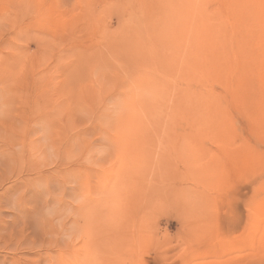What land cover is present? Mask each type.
<instances>
[{
	"label": "rangeland",
	"instance_id": "obj_1",
	"mask_svg": "<svg viewBox=\"0 0 264 264\" xmlns=\"http://www.w3.org/2000/svg\"><path fill=\"white\" fill-rule=\"evenodd\" d=\"M0 264H264V0H0Z\"/></svg>",
	"mask_w": 264,
	"mask_h": 264
},
{
	"label": "bare ground",
	"instance_id": "obj_2",
	"mask_svg": "<svg viewBox=\"0 0 264 264\" xmlns=\"http://www.w3.org/2000/svg\"><path fill=\"white\" fill-rule=\"evenodd\" d=\"M204 21H205V20H204ZM204 21H203V22H204ZM204 25H205V24H204ZM204 25H203V26H204ZM201 26H202V25H201ZM206 26H207V25H205L204 28L202 29L203 32H204L205 30H207V28H209V27L206 28Z\"/></svg>",
	"mask_w": 264,
	"mask_h": 264
}]
</instances>
